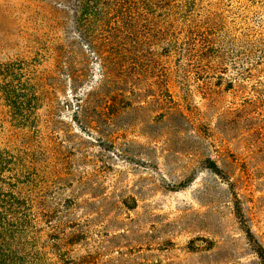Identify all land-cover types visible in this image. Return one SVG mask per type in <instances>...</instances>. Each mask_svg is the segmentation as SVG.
Returning <instances> with one entry per match:
<instances>
[{
	"label": "rangeland",
	"instance_id": "1",
	"mask_svg": "<svg viewBox=\"0 0 264 264\" xmlns=\"http://www.w3.org/2000/svg\"><path fill=\"white\" fill-rule=\"evenodd\" d=\"M78 5L0 0L39 96L18 125L0 90L24 264H263L264 0H89L85 31Z\"/></svg>",
	"mask_w": 264,
	"mask_h": 264
},
{
	"label": "trees",
	"instance_id": "2",
	"mask_svg": "<svg viewBox=\"0 0 264 264\" xmlns=\"http://www.w3.org/2000/svg\"><path fill=\"white\" fill-rule=\"evenodd\" d=\"M88 1L79 0L77 23L82 31L86 28ZM23 66L22 62H9L0 66V90L9 106L16 112L15 121L18 125H26L18 115L23 103L35 109L39 102V96L34 91L35 86L25 79ZM1 135L0 125V141ZM28 167H25L23 159L18 154L0 146V264H24L23 255L17 245L21 230L26 223L25 219L21 218L22 211L26 208V198L30 197L24 193L25 186L34 181L33 168ZM9 209L13 212L12 219L4 216V211ZM238 215H242L240 209ZM247 234L249 240H254L250 230ZM255 252L264 264V248L258 245L255 247Z\"/></svg>",
	"mask_w": 264,
	"mask_h": 264
}]
</instances>
